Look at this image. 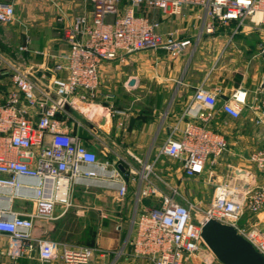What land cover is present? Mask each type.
<instances>
[{"label": "built area", "instance_id": "obj_1", "mask_svg": "<svg viewBox=\"0 0 264 264\" xmlns=\"http://www.w3.org/2000/svg\"><path fill=\"white\" fill-rule=\"evenodd\" d=\"M83 4H88L89 13L83 9L63 29L67 50L57 54L52 65L38 69L0 58V236L7 240V256L11 260L28 256L42 264H95L96 256L103 258L109 252L35 236L37 223L57 222L72 207L75 188H102L123 199L131 184H137L135 215L127 240V256L132 260L143 264H221L201 239L202 219L232 226L264 257V231L240 223L245 213L256 214L264 207L263 186L243 189L216 184L209 206L201 219L195 220L191 202L180 197L178 189L167 186L168 192L161 191L153 183V178L163 181L155 174L158 161L180 164L182 180L191 181L227 151L225 138L208 126L215 117L216 91L198 88L193 103L210 109L196 115V120L177 119L168 127L157 154L151 161L138 162L139 168L95 141L92 124L97 116L107 121L125 114L94 102L99 96L103 62L122 61L143 51L181 55L192 44L174 32L160 33L159 22L151 17L154 12L176 16L183 7L198 8L202 12L199 36H214L220 29L230 28L232 39L246 26L249 32L264 31V0H83ZM14 20L13 2L0 0V25ZM19 50L28 52V47ZM3 76L7 85L1 81ZM244 106L232 96L219 110L238 119ZM70 109L78 111L89 127L74 119ZM69 123L77 127L76 132L69 129ZM82 129L91 135L90 144L80 136ZM97 153L104 159L98 160ZM249 161L264 169V150L252 153ZM144 199L150 203L141 206ZM15 201L30 203L31 210L14 211ZM120 254L122 251L116 257Z\"/></svg>", "mask_w": 264, "mask_h": 264}, {"label": "crops", "instance_id": "obj_2", "mask_svg": "<svg viewBox=\"0 0 264 264\" xmlns=\"http://www.w3.org/2000/svg\"><path fill=\"white\" fill-rule=\"evenodd\" d=\"M10 1L13 2L14 7L20 3V0ZM89 11L90 7L87 12L89 13ZM151 17L159 22V32L163 35L174 32L179 39H189L192 44L181 55L172 56L161 50L143 51L127 55L122 61L103 62L100 68L101 83L99 88L105 78L110 79L115 76L118 68L122 66L129 72L126 84L130 80L134 81L133 84H128L129 88L136 86L138 79L136 74H138L141 85L146 86L147 89L151 88L155 95L161 96L163 103L167 100L163 107L165 113L163 116L160 115L162 117L159 119H155L154 115L141 113L136 114L135 117L129 109L121 110L124 111V115H115L105 121L103 125L92 122L96 130L95 141L103 144L109 153L121 157L125 163L139 168L138 162L151 161L157 154L168 134V127L172 126L177 119L184 116L185 121L196 120V115L210 109L206 105L193 103L194 92L198 88L216 91L217 103L213 108L215 117L208 126L213 132L225 138L228 149L215 160L214 165L207 166L201 177L191 180V191L195 192L199 187H211L214 190L215 185L220 183L243 189L252 185L264 187V169H257L249 161V156L252 153L264 150V115L262 114L264 112V96L262 94L264 90L261 87L264 78V61L262 59L264 52H261V48L264 49V31L249 32V27L246 26L232 39L229 38L230 28L220 29L214 36H199L202 12L198 8L183 7L180 14L176 16L154 12ZM27 47L28 52H24L27 55L26 61L16 63L24 67L38 69L52 65L55 56L67 50L63 40L58 45L52 43L45 46L27 45ZM40 53H45L48 57L40 55ZM116 75L118 77V74ZM1 81L5 85L8 84V79L4 76ZM139 82L138 84H140ZM98 93L107 103L114 100V97L109 94ZM232 96L238 97L245 104L238 119H233L219 110L221 104L230 100ZM250 105H253L254 109H250L248 107ZM157 110L154 109L153 114ZM83 126L89 127L87 123ZM68 127L72 131H77V127L72 123H69ZM83 129L79 132L82 138L85 131ZM97 150L99 149L97 148ZM161 162H157L155 174L166 180L174 179L176 184L170 187L181 190L180 164L169 161L177 165V169L172 172L170 168L160 166ZM211 178L213 181L210 180ZM153 183L159 190L166 191L163 188L165 183L157 178H153ZM136 191L137 184H131L125 197L135 207ZM142 203L141 206L148 205L150 200L144 199ZM12 209L14 211L25 209L29 212L31 204L25 205L23 202L15 201ZM65 218L66 213L57 222L61 223ZM240 223L245 227L255 225L256 228L264 231V207L256 214L245 213ZM51 229V225L39 222L34 235L70 244L69 237L66 235L68 234L67 230L61 235H55L54 238ZM116 230L120 233L119 226L116 227ZM129 237L130 228L119 244L117 243L119 242L118 238L112 239L109 244L107 239H99L100 246L98 247L109 254L103 258L96 256L94 263L143 264L127 256L130 252V246L127 244ZM103 241L109 246L102 247ZM114 243H117L116 247L111 248L112 245H115ZM6 244V238L0 236V264H42L28 256L11 260L6 254ZM119 251H122V254L116 257ZM34 254L35 252L31 255L34 256Z\"/></svg>", "mask_w": 264, "mask_h": 264}, {"label": "rangeland", "instance_id": "obj_3", "mask_svg": "<svg viewBox=\"0 0 264 264\" xmlns=\"http://www.w3.org/2000/svg\"><path fill=\"white\" fill-rule=\"evenodd\" d=\"M88 8V4L84 5L83 0H20L15 7V20L9 25H0V58L24 62L27 55L19 50L20 47L45 46L52 43L58 45L62 41L63 29L70 25L83 9L87 11ZM118 69L115 76L103 80L98 91L109 94L114 100L107 103L100 94L94 102L106 103L113 110L129 109L135 117L136 114L141 113L154 115L155 119L162 117L167 100L163 103L161 96L155 95L151 88L147 89L146 86L141 85L138 74H136L138 77L136 86L129 88V82L126 84L128 70L122 66ZM154 109L158 110L153 114ZM69 113L81 124H86V119L78 111L70 109ZM82 136L87 144L91 143L92 139L86 131ZM97 157L98 160L104 159L99 153ZM160 166L168 167L172 172L177 169V165L167 160L161 162ZM162 180L169 187L176 184L174 179L166 180L162 177ZM181 181L179 196L191 202L192 218L200 220L202 212L210 204L214 190L211 187H199L194 192L191 191V181ZM165 185L163 188L168 192L169 188ZM71 202L72 207L66 212V218L61 223L55 222L51 225L52 237L63 234L67 227L66 235L71 245L98 247L100 246L98 240L101 238L107 239L108 244L115 238H118V244L121 243L128 229L131 230L135 206L128 198H117L112 191L102 188H75ZM117 226L120 228V233L116 230ZM107 243L104 242L101 246H109ZM117 243L111 248L116 247Z\"/></svg>", "mask_w": 264, "mask_h": 264}, {"label": "water", "instance_id": "obj_4", "mask_svg": "<svg viewBox=\"0 0 264 264\" xmlns=\"http://www.w3.org/2000/svg\"><path fill=\"white\" fill-rule=\"evenodd\" d=\"M264 61V53L262 54ZM134 81L130 80L129 84ZM264 88V78L261 84ZM93 124L105 123V118L97 116L92 120ZM97 149L98 146L95 145ZM213 181V178L210 179ZM201 239L221 264H264V257L254 250V248L229 225L221 224L215 220L202 219Z\"/></svg>", "mask_w": 264, "mask_h": 264}, {"label": "bare ground", "instance_id": "obj_5", "mask_svg": "<svg viewBox=\"0 0 264 264\" xmlns=\"http://www.w3.org/2000/svg\"><path fill=\"white\" fill-rule=\"evenodd\" d=\"M84 110H86V107H83Z\"/></svg>", "mask_w": 264, "mask_h": 264}, {"label": "trees", "instance_id": "obj_6", "mask_svg": "<svg viewBox=\"0 0 264 264\" xmlns=\"http://www.w3.org/2000/svg\"><path fill=\"white\" fill-rule=\"evenodd\" d=\"M146 203V202H145ZM65 230H67V227L65 228Z\"/></svg>", "mask_w": 264, "mask_h": 264}]
</instances>
